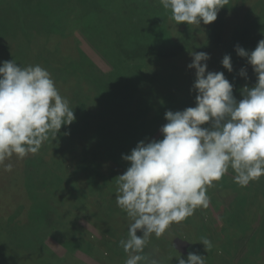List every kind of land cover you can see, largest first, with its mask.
Instances as JSON below:
<instances>
[{"label": "rangeland", "instance_id": "1", "mask_svg": "<svg viewBox=\"0 0 264 264\" xmlns=\"http://www.w3.org/2000/svg\"><path fill=\"white\" fill-rule=\"evenodd\" d=\"M99 1L0 0V66L5 60L15 59L22 67L39 64L45 68L60 94L67 99L69 93L73 96L79 114L76 115L74 110V123L82 127L74 138L64 139V144L69 143L71 151L74 149V163L68 165V174L79 169L81 181L77 180V184L68 179L62 182L64 186H58L61 177L49 171V148L53 152L52 146L61 142L57 137L45 142L39 150L43 152L45 161L38 159V152L24 159L13 155L5 161L12 164L11 171H5L0 165V264H124L127 254L116 243L127 238L129 227L126 213L116 203V177L121 173L114 171L115 160L110 164L100 154L96 156L98 139L94 133L92 135L100 115L106 113L85 118L83 106L89 109L91 106L116 105L121 113L126 112L133 90L144 91L142 80L148 74L159 78H164L166 73L187 77L192 74L190 80L182 84L189 86L186 87L188 92L197 95L193 89L196 70L185 67L183 63L184 60L191 63L193 57L191 52L184 57L180 53L175 54L172 43L175 41L163 35L166 30L164 21L168 23L167 18H171V14L159 0H107L110 2L107 7ZM263 3V0H228L214 22L193 25L195 29L206 28L219 44L206 52L210 54L209 60L216 59L219 63L210 69L208 60L209 71L224 72L227 77L235 76L231 79H239L241 85L255 86L257 75L247 58L237 54L236 46L251 51L264 39ZM178 25L189 26L187 22ZM205 43L210 45L211 42L195 43L192 52L207 50ZM125 49L128 50L118 55ZM219 50L231 56L233 71L223 67L221 62L225 55ZM132 56L138 57L130 58ZM126 59L143 62L141 68L149 60L152 66L145 71L136 68V76L128 73L129 77L127 74L124 76L118 68L124 65L121 60ZM174 67L177 71L172 73ZM242 68H246L247 77L240 75ZM247 78L250 83H247ZM73 82L75 85L71 86ZM178 87L177 83L171 85V92L178 91V95L186 92L182 86ZM235 97L243 99L242 87L238 88ZM94 98L99 102L97 106L93 103ZM117 100L128 105H120ZM192 104L189 107H195L196 100ZM112 121L117 128L127 124L123 119L118 121L116 116ZM91 161L96 162L90 166ZM85 172L98 175L97 179L100 173L108 177H101L105 184H95L92 188L84 181ZM234 176L235 173L229 169L220 181L208 188V208H198L187 220L173 223L159 239L153 234L145 249L146 254L162 264H167L168 256L175 257L176 254L187 259L188 250L204 255V247L198 248L203 245L199 242L201 236L213 244L208 253L214 261L209 264H264V254L261 255L255 247L258 236H264V232L259 235L258 230L259 226L264 227V223L261 224L264 221V176L254 185L250 182L245 189L239 186L238 196L232 183ZM251 185L252 190H247ZM51 193H55L57 198H49ZM226 202L237 207L253 206L255 212L258 209V215L250 217L258 223L252 225L253 229L246 237L242 238L238 230L235 232L226 226L224 216L227 214H223L227 210ZM240 215L243 216L242 211L237 216L242 219ZM235 222L231 215L229 224ZM107 228H112V232ZM138 235L142 233L138 231ZM96 237L104 241L110 251ZM115 247L122 251L116 257ZM69 251L74 254H68Z\"/></svg>", "mask_w": 264, "mask_h": 264}, {"label": "clouds", "instance_id": "2", "mask_svg": "<svg viewBox=\"0 0 264 264\" xmlns=\"http://www.w3.org/2000/svg\"><path fill=\"white\" fill-rule=\"evenodd\" d=\"M171 19L189 26L214 22L228 0H159ZM257 75L255 86L242 89L237 100L234 85L224 72L209 71L210 54L191 52L188 65L196 70L193 89L196 106L168 110L160 131L162 139L141 140L130 154L127 170L116 177V203L129 219L127 238L119 246L127 254L124 264H161L146 254L150 238L164 236L170 226L208 208V188L231 169L234 182L246 187L264 176V39L254 50L237 45ZM222 65L233 71L231 56ZM240 75L247 77L246 68ZM76 119L51 74L39 64L22 67L15 59L0 66V165L13 155L24 159L37 154L45 142L55 139L62 126ZM203 125H208L204 127ZM138 231L142 235H138ZM199 242L211 251L207 237ZM178 264H206L205 255L189 252ZM173 258V257H172Z\"/></svg>", "mask_w": 264, "mask_h": 264}, {"label": "trees", "instance_id": "3", "mask_svg": "<svg viewBox=\"0 0 264 264\" xmlns=\"http://www.w3.org/2000/svg\"><path fill=\"white\" fill-rule=\"evenodd\" d=\"M99 2L104 7H107L110 4V2L107 3V0H100ZM263 2H264V0H263ZM0 5H1V3H0ZM169 14H171V13H169ZM167 19H168V23H166V21H164V26H165L164 30L165 29L166 30H165V33H163V35L166 36L167 38L175 41V42H172L175 45V51H174L175 54L180 53L181 56L184 57L188 53L194 51L193 46H195V43H200V42H209V43L211 42L210 45L208 43H205L208 45V48L205 51L203 50L204 52H209L211 49L219 46V44L214 40V38L211 37L210 33L207 31L206 28L195 29L194 26H182V27H180L174 20H172L170 18V16H168ZM99 31H101V30H99ZM49 32H57V31H50L49 30ZM107 33H108V30H107ZM200 34H202V35H200ZM173 35H174V37H173ZM121 46H122V48H124L123 45H121ZM150 49H154L157 51V49L155 47H150ZM127 50L128 49H125L123 51H119L118 55H120V53L124 54V52ZM158 51H160V50H158ZM219 52L221 54L223 51L219 50ZM222 55H225V53L223 52ZM134 57H138V56H132L130 58H134ZM141 59H143V58H141ZM115 60H119V59L115 58ZM213 60L211 59L208 62V63H210V66H211L210 69L217 66V64H219L216 59L214 60L215 62ZM121 61L123 62L124 65L121 68H118L119 66L117 65V68L119 69L118 71L122 72L124 76L127 73L129 74V76L131 74L136 76V73H135L136 68L139 70L145 71V70L151 69V66H152V62L149 60H147L145 62L144 68L140 67V65L143 62L136 63V61H138L136 59H132V60L126 59V61H123V60H121ZM183 63L185 65V67L188 68V65L190 63L187 60H184ZM171 65L173 66L174 64L172 63ZM168 69H169V67L167 66L166 70H168ZM172 69H173L172 73H175L174 71H177L175 69V67ZM210 69L208 68V70H210ZM130 70H132L133 73L129 72ZM128 74H127V76H128ZM172 75H173V77H172ZM152 76L153 75L148 74V77L145 76V78L142 80V82H143L142 89L144 91L133 90V92L131 94V98L129 100V105L126 104L125 101L117 100V102L119 104L124 103V104L128 105V110L126 112L121 113L118 109H116V107H115L116 105H114L112 107L105 106V107H100V108L91 106V107H89V109L87 108V106L84 105L83 111L80 109L85 118H88V116L90 117L91 115L99 117V115L102 112L106 113V114H104V116L100 115V119H98L97 123H96L97 129L95 130V132H92V135L94 133L95 137L98 139L99 149L96 151V156H98L100 154V156L103 159L107 160L110 164L112 162L114 163L113 160H115L116 163H115L114 171H119L121 174H123L127 170V168L130 166V162L125 161L122 158L123 155L130 154L131 150L136 147V145L139 141L144 140L146 142H150L152 139L159 140V139L163 138V134L161 133L160 129L164 124L167 123V121L165 119L166 111H168V110L182 111V110L186 109L187 107L193 105L192 102L194 100H196L195 99L196 96L193 93L191 94L190 92H188V90H186V87H189V86H186V85H185L186 87L183 86V84H185L188 80H190L189 78L192 77V74L188 77L184 76V75H179L178 73H175V74L166 73L164 78H159L160 76H158V77H152ZM225 77L230 81V83H232L234 85V88H233L234 95H236L238 88L242 87V89H243L245 86H247V85H241L239 79H236V80L231 79L232 77H235V76H230V77L225 76ZM176 83L179 84L180 87L182 86L183 90L185 89L186 92L184 91L185 92L184 94L178 95V91L176 93L171 92V90H170L171 85H175ZM247 83H250V79H248ZM74 85H75V82H73L71 86H74ZM151 86H153V87L157 86V87L153 88ZM180 87H178V88H180ZM82 93H83V91H82ZM76 96H77V94H76ZM86 96H88V95H86ZM68 100H69V103L71 105L70 107L73 108V111L74 110L76 111L77 105L74 103L75 100H74L73 96H71L70 93L68 96ZM97 101L98 100L96 98H94L93 103H95L96 106L99 104V102H97ZM84 104H86L85 101H84ZM74 114H75V112H74ZM76 115H79V114H77V111H76ZM115 116L118 119V121H119V119L120 120L123 119V121L127 122V124H124V125L117 128L114 124H112L113 123L112 119ZM74 122H76V120H74L71 125L62 126L60 132L57 135L58 140H61V142H59L56 146H52L53 152H52V149L49 148V171L53 174L58 175V177L59 176L61 177L60 178L61 182H60V184H58V186L63 185L62 182L65 183L68 181V179L73 180L74 183L77 180H78L77 182L81 181L78 178V176H79L78 170L79 169L76 170L72 174H70V173L68 174V165L74 163L73 160H74L75 156L73 155L74 149H72L73 151H71V145L69 143H68V145L64 144L65 138H67V139L74 138L78 132H81L82 127L76 126ZM62 139H63V142H62ZM103 148L106 151L111 150V152L105 153ZM40 152L41 151H39L38 159L39 160L43 159L45 161L43 152H41V153ZM50 158H52L53 161ZM95 162L96 161H91L90 166L93 165ZM87 163H88V161H87ZM87 163H85V164H87ZM78 164H80V163L78 162ZM84 177L86 178L84 181L90 187L93 188V186L95 184H98V185L105 184V180L103 181L101 179L102 178L106 179V177H108V175L104 174V176H103L100 173L99 179H97L98 175H91V174H87V172H85ZM232 183L235 185L234 188H236V195L238 196V193L240 192V191H238V189H240L239 188L240 185L234 181H232ZM254 183H256V182L253 181L252 185H254ZM75 184H77V183H75ZM252 185L246 189L251 191L253 188ZM224 188H226V187H224ZM243 189H245V187H243ZM55 196H56L55 193H51L49 195V198H54ZM44 198L45 197H43V199ZM56 198H57V196H56ZM249 206L250 205L245 206V207H240V206L237 207L235 205L233 206L229 202H226L227 210H225V213H223L224 215L227 214L226 216L228 217V219H227V217L224 216L226 226H229L228 228L229 229L232 228L233 231H235V232L238 230V235H239V233H241L242 238L246 237L247 233L253 229L252 225H254L255 223H258V221H255V219H250V217H256L258 215L257 214L258 209H257V212H255V211H253L254 207L253 206L249 207ZM108 208H109V210H112L111 206H108ZM54 209H57L56 206L54 207ZM241 211L243 212V216L242 215H240V216L244 218V221L242 220L243 218L239 219L237 217L239 215V213H241ZM231 215H233L234 221H236V222L230 225L229 222H230V216ZM105 216H107L106 213H105ZM88 217H90V216H88ZM250 223H251V225H250ZM262 223H264V221H262L261 224ZM261 228H264V227L259 226V228H258L259 233H260L259 235H262L264 232V230ZM101 229H102V226H101ZM107 230L109 232H112V228H107ZM199 235H201V234H199ZM236 236L237 235H235L234 237H236ZM152 237H154V236H152ZM199 237H200V239L202 238L201 236H199ZM213 237H212V239H213ZM228 238H229V236H228ZM96 240H98L103 246H105L107 248L108 251H110L109 248L106 246V244L103 243L104 241H102L98 238ZM256 242H257V244L255 245V247H256L257 251L261 252L260 253L261 255L264 254V236L263 237L258 236ZM116 243L119 244L118 241ZM203 247H204V249H203ZM198 248L203 249L202 252L205 255L206 264H209V263L214 261V257L212 255H210L209 253H207V251L206 252L204 251L205 250L204 245H201ZM114 249L116 251L114 256L121 254V252H122L121 249L119 250L116 247ZM188 252H191V250H188ZM68 254H74V253L72 251H69ZM251 255H252V253H251ZM175 256H178V255L176 254ZM259 259L261 260L262 257L259 256ZM171 260H173L174 262H172ZM176 260H177L176 257L172 258V257L168 256L167 264H178V261H176Z\"/></svg>", "mask_w": 264, "mask_h": 264}]
</instances>
